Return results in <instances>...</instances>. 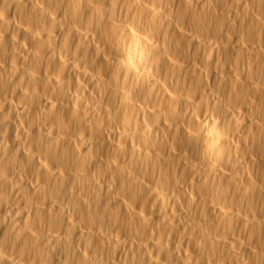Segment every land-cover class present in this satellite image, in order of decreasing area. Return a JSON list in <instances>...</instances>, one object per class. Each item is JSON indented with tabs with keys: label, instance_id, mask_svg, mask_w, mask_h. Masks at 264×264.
Returning a JSON list of instances; mask_svg holds the SVG:
<instances>
[{
	"label": "bare ground",
	"instance_id": "obj_1",
	"mask_svg": "<svg viewBox=\"0 0 264 264\" xmlns=\"http://www.w3.org/2000/svg\"><path fill=\"white\" fill-rule=\"evenodd\" d=\"M0 264H264V0H0Z\"/></svg>",
	"mask_w": 264,
	"mask_h": 264
}]
</instances>
